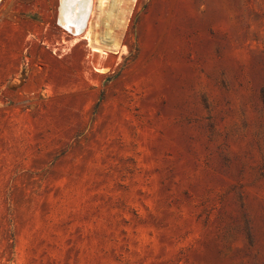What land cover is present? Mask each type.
<instances>
[{
  "label": "rangeland",
  "instance_id": "374dc122",
  "mask_svg": "<svg viewBox=\"0 0 264 264\" xmlns=\"http://www.w3.org/2000/svg\"><path fill=\"white\" fill-rule=\"evenodd\" d=\"M59 7L0 0V264H264V0Z\"/></svg>",
  "mask_w": 264,
  "mask_h": 264
},
{
  "label": "bare ground",
  "instance_id": "6f19581e",
  "mask_svg": "<svg viewBox=\"0 0 264 264\" xmlns=\"http://www.w3.org/2000/svg\"><path fill=\"white\" fill-rule=\"evenodd\" d=\"M90 2L91 0H72V2L60 0L59 22L61 25L72 34H82L86 29L85 22L89 15Z\"/></svg>",
  "mask_w": 264,
  "mask_h": 264
},
{
  "label": "snow or ice",
  "instance_id": "6c2138e0",
  "mask_svg": "<svg viewBox=\"0 0 264 264\" xmlns=\"http://www.w3.org/2000/svg\"><path fill=\"white\" fill-rule=\"evenodd\" d=\"M69 2H72V0H69Z\"/></svg>",
  "mask_w": 264,
  "mask_h": 264
}]
</instances>
